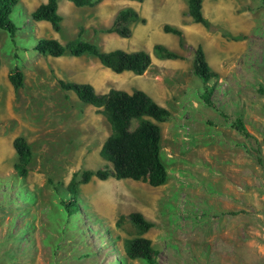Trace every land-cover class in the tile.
<instances>
[{
    "label": "rangeland",
    "instance_id": "374dc122",
    "mask_svg": "<svg viewBox=\"0 0 264 264\" xmlns=\"http://www.w3.org/2000/svg\"><path fill=\"white\" fill-rule=\"evenodd\" d=\"M42 1L19 0L11 16L20 28L15 43L0 30V264H148L126 254L127 242L139 237L151 242L158 264H264L263 2L203 0L210 30L196 24L187 9L179 21L168 20L177 16L172 0H146L159 31L155 45L171 48L164 42L174 36L164 30L167 25L194 28L190 41L182 33V59L172 64L179 67L164 66L159 73L170 89L162 96L171 117L157 123L168 180L153 188L140 181L93 178L79 187V211L68 215L62 201L71 198L67 186L73 175L108 164L100 151L111 126L102 108L85 105L59 84L88 81V70L77 63L95 59L51 58L33 50L43 38L69 40L63 30L51 32L33 21L31 13ZM60 15L63 23L69 21L63 9ZM238 36L243 40L233 39ZM200 45L216 75L208 85L193 74ZM15 66L24 74L19 90L8 77ZM237 120L248 138L238 133ZM19 137L32 150L26 178L15 170L13 142ZM95 185H123L119 197L109 199L115 200L111 210ZM132 213L142 214L153 227L140 232L127 219Z\"/></svg>",
    "mask_w": 264,
    "mask_h": 264
},
{
    "label": "trees",
    "instance_id": "16d2710c",
    "mask_svg": "<svg viewBox=\"0 0 264 264\" xmlns=\"http://www.w3.org/2000/svg\"><path fill=\"white\" fill-rule=\"evenodd\" d=\"M77 7L94 6L97 1L92 0H70ZM143 2V0H136ZM264 4V0H261ZM19 0H0V30L9 34L15 43L20 28L12 21L14 8ZM203 0H188L189 15L196 23L203 24L207 29L213 30L207 22L202 11ZM59 0H48L41 4L31 13V18L36 22L51 23L53 30L61 32L63 18L59 11ZM140 20L138 13L132 8L121 10L112 27L105 29L104 33H117L124 38L131 36L130 24ZM167 33L178 36L181 40V47H185L184 36L181 31L167 25L164 29ZM225 37L228 34L222 29L216 28ZM81 30L77 39L62 44L55 39H40L34 46V51L42 56L61 58L71 56L80 58L91 55L99 58L104 67L117 74L124 71H131L136 75H144L151 67V55L145 51L128 53L122 50L103 53L91 43L82 39ZM234 40H243V37H235ZM154 54L159 59L179 60L182 57L172 52L163 45L154 46ZM193 74L200 78L205 85L216 77L211 71L206 54L202 46H198L195 52L193 63ZM9 81L15 90L24 87V74L18 66L13 67L9 72ZM59 84L65 91L76 94L78 99L96 108H102V114L106 117L111 126V135L105 141L100 151L101 157L108 163L96 171L87 170L74 174L67 186L71 198L62 201V206L68 215H74L79 211L77 195L81 185L88 184L93 178L106 181L109 178L116 180H133L149 184L153 188L163 186L168 180V172L161 158V130L157 123L165 122L170 117V111L158 105L147 93L137 90L132 94L124 91L110 90L107 94H98L90 84L65 82L60 80ZM208 92V93H207ZM208 99L211 98V91H207ZM152 119L155 122L149 120ZM136 123V124H135ZM235 128L243 137L248 138V131L242 121L235 122ZM14 149L18 156L15 170L21 178L28 175V166L31 162L32 150L23 137L13 142ZM127 219L135 225L142 233L149 231L153 225L149 223L142 214L132 213ZM125 221L121 218L118 222ZM125 251L130 259H142L148 264H158L156 251L151 242L145 238H136L127 242Z\"/></svg>",
    "mask_w": 264,
    "mask_h": 264
},
{
    "label": "crops",
    "instance_id": "0c3cea01",
    "mask_svg": "<svg viewBox=\"0 0 264 264\" xmlns=\"http://www.w3.org/2000/svg\"><path fill=\"white\" fill-rule=\"evenodd\" d=\"M47 1L48 0H43L41 3H39L37 8L41 4L47 3ZM92 1H97V3L94 6L77 7L70 0H63L62 3L59 0V9H58L59 13L61 14V10L63 9V11H65L69 17L68 22L65 23L62 22V29H61V31L63 30L65 34L64 36L69 37L68 42L77 39L81 30H83L82 39L88 43L96 45L101 52L110 53L112 51L122 50L128 53H136L140 51H145L151 55L152 58L151 67L156 66L157 68L154 72V71H149L151 69L150 67L143 76L136 75L131 71H124L121 74H117L112 70L104 67V65L101 63L99 58L91 55H85L95 59V62L93 64L77 63V66H84L89 73L87 75L88 81L82 82L80 84L92 85L98 94H107L112 89L124 91L129 94H132L137 90H141L147 93L149 97H151L158 105L168 109V106L164 103V99L166 96H162L163 95L162 91L170 92V89L165 83L162 82V77H161L162 74H160L159 76V73H162V68L164 66L172 67L171 69H175V70L179 66L172 65L173 62H175V60L159 59L158 57L155 56V54H153L155 42L152 43V40L153 38H155V33L157 32V34H159V31L157 25L154 26L153 24L155 20L153 16L155 15V13L152 7L146 2V0H143L142 3L136 0H92ZM186 1L187 0H175V1L172 0L173 2L172 12L177 16L173 19L169 18L168 20L179 21L181 18H183L184 10L185 9L188 10ZM142 5H145L144 9ZM125 8L134 9L140 17L139 21L133 22L129 26L131 30V36L129 38H124L117 33H104L103 31L105 29H108L109 27L113 26L119 12ZM202 10H203V4H202ZM188 14H189V10H188ZM84 16H86V22L85 24H82L81 20ZM42 23L48 25L51 29V32L54 31L51 23L48 22H42ZM193 29H194L193 25L190 24L187 26V29H185L184 31L181 30L179 31H181L185 35V38L187 37V39L190 41V39H192L191 35H193L192 33ZM132 35H133V42L131 41ZM177 37L178 36L175 35L174 36L169 35L165 38L164 42L165 44L167 43L168 45H170L171 48L168 49L172 50V52L178 54L179 56H182L180 55L179 52L182 48L180 43L181 40L179 37L178 38ZM50 39L58 40L57 38H50ZM202 39L203 42H205L206 44L209 43L208 42L209 38L208 36H206V34H202ZM150 41L152 43L151 46H150ZM203 42H201L200 44H203ZM144 76H148L149 81L145 79L146 77L143 78ZM144 87H149L150 90H146ZM149 120L155 122L152 119ZM155 123L157 124V122Z\"/></svg>",
    "mask_w": 264,
    "mask_h": 264
},
{
    "label": "bare ground",
    "instance_id": "6f19581e",
    "mask_svg": "<svg viewBox=\"0 0 264 264\" xmlns=\"http://www.w3.org/2000/svg\"><path fill=\"white\" fill-rule=\"evenodd\" d=\"M109 186V185H108ZM122 187H123V185H122ZM122 187L121 188H119V187H107V185L106 186H99V187H97L96 185L93 187V190H95V189H97V192L100 194V197L102 196L103 198H104V200L102 201L103 202V204L105 203V205H106V203L107 204H110L111 203V208H109V210H111L112 209V207L113 206H115V200H113V202H110L109 201V199H114V197L117 195H119L121 192H122ZM124 188V187H123ZM120 191V192H119ZM99 197V196H98ZM99 197V198H100ZM119 197V196H118ZM107 199H108V201H107ZM109 202V203H108ZM103 204H101V205H103ZM108 206H110V205H108ZM104 207V206H103ZM107 209V208H106ZM108 210V209H107ZM114 211H115V209H114ZM109 216H112L111 215V213H110V215Z\"/></svg>",
    "mask_w": 264,
    "mask_h": 264
}]
</instances>
